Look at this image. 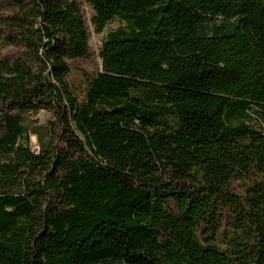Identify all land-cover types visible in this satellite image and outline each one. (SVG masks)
Segmentation results:
<instances>
[{"label":"trees","instance_id":"1","mask_svg":"<svg viewBox=\"0 0 264 264\" xmlns=\"http://www.w3.org/2000/svg\"><path fill=\"white\" fill-rule=\"evenodd\" d=\"M85 2L78 85L80 4L0 0V264H264V0Z\"/></svg>","mask_w":264,"mask_h":264},{"label":"rangeland","instance_id":"2","mask_svg":"<svg viewBox=\"0 0 264 264\" xmlns=\"http://www.w3.org/2000/svg\"><path fill=\"white\" fill-rule=\"evenodd\" d=\"M82 9L83 15L85 17L86 23L88 25L90 38H89V45H90V55L87 59L80 60L74 64L76 68L79 70L73 71L75 74L72 76L76 84L81 85L83 82V75L82 72H86L88 75L96 73L101 68L102 60L100 58V47L102 45V40L106 33L109 30L118 28L122 23L120 21H114L108 25V27L101 33L95 31L94 26L91 23V17L93 14L92 8L85 2V0H76ZM32 120V124L34 126H41L46 128L47 125L56 126L57 130H59V118L55 114L53 109H43L40 112L33 114L30 116ZM39 135L30 129L29 131V144L33 150L39 151L40 143H39Z\"/></svg>","mask_w":264,"mask_h":264}]
</instances>
